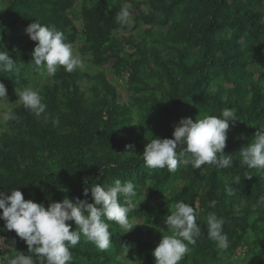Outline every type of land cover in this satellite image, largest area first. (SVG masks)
Returning a JSON list of instances; mask_svg holds the SVG:
<instances>
[{"label": "trees", "instance_id": "16d2710c", "mask_svg": "<svg viewBox=\"0 0 264 264\" xmlns=\"http://www.w3.org/2000/svg\"><path fill=\"white\" fill-rule=\"evenodd\" d=\"M78 1L0 0V50L20 67L18 74L0 72L13 99L16 87L30 85V68L40 75L31 63L37 42L25 33L37 20L62 31L73 48L80 43L82 55L101 68L94 73L59 68L40 93L47 108L39 117L22 105L12 108L19 120L6 122L0 135V191L18 188L25 199L47 207L65 197L84 199L83 189L94 184L132 181L138 207L128 216L137 225L124 233L108 222L107 251L81 236L70 248L73 264H154L152 250L170 234L164 220L178 201L198 210L201 228L180 264H264V171L239 164V151L264 125V0H80L76 14ZM122 7L130 9L134 26L116 22ZM106 65L116 76L127 75L129 103L120 102ZM84 82L91 85L90 95ZM224 108L240 119L234 126L229 122L224 149L233 167L188 165L175 173L145 167L140 154L153 136L173 138L180 118L218 116ZM236 176L241 180L229 196L225 186ZM87 199L92 202L90 191ZM210 213L224 219L227 250L207 237ZM67 223L75 230L74 222ZM0 236L6 245L0 264L18 252L28 254L14 230Z\"/></svg>", "mask_w": 264, "mask_h": 264}, {"label": "clouds", "instance_id": "9594fccd", "mask_svg": "<svg viewBox=\"0 0 264 264\" xmlns=\"http://www.w3.org/2000/svg\"><path fill=\"white\" fill-rule=\"evenodd\" d=\"M115 20L122 26H130L132 16L130 9L122 7L116 13ZM25 33L37 42L32 52L31 63L42 76L53 77L59 68L71 73L85 67L84 58L74 53L73 47L66 42L64 33L53 27L41 24L38 20L25 28ZM2 40V36H0ZM20 67L7 51L0 50V72L19 73ZM18 102L23 108L39 117L45 113L47 105L43 97L31 87L15 88ZM8 102L7 88L0 82V106ZM5 122L18 121L16 112L7 108L0 115ZM238 119L234 110L224 108L220 115H205L193 120L182 117L174 126L173 138L155 137L145 144L142 154L145 167L149 169L167 168L175 173L179 167L191 165L200 169L204 165L217 170L233 167V156L225 154L227 133ZM54 124L57 120L52 121ZM134 152V145H125ZM241 167L264 171V125L257 127L254 138L239 151ZM103 173V170H101ZM251 178L249 175H245ZM241 177H234L232 183L225 186V193L235 194L234 184ZM89 191L92 202H88ZM137 187L132 181L121 182L116 179L113 184L103 186L94 184L83 189L84 199L65 197L59 202L53 201L47 207L33 199H25L24 194L14 188L8 192L0 191V220L4 226L0 231H13L27 245V253L18 252L7 264H73L70 248L75 247L83 236L98 250L107 251L111 247L109 223L115 222L124 233L132 230L134 224L128 213L138 206L135 203ZM123 198V203H121ZM142 202V201H141ZM264 202V197L261 198ZM209 207H215L216 201H209ZM171 214L164 220L170 234L162 235L158 245L152 250L154 264H180L185 255L191 251L188 245H194L200 237L198 210L189 204L178 201ZM74 222L75 230H70ZM207 237L218 249L227 250L230 246L228 235L223 230L224 219L215 213L206 217ZM0 239H5L0 236ZM14 241L12 247L15 249ZM3 245H0L2 247ZM136 264H142L137 260Z\"/></svg>", "mask_w": 264, "mask_h": 264}, {"label": "rangeland", "instance_id": "374dc122", "mask_svg": "<svg viewBox=\"0 0 264 264\" xmlns=\"http://www.w3.org/2000/svg\"><path fill=\"white\" fill-rule=\"evenodd\" d=\"M79 1L76 4L75 8L73 9V13H76V14L80 13V4H79L80 2ZM75 21L77 22L79 26H81V20L75 17ZM131 25L134 26L133 19H132ZM143 28H148V26H145ZM79 48H80V43H77V45L73 48V51L74 53L81 55L85 60V67L82 69V71L94 73L97 70H100L101 68L95 67L94 65L91 64V62L89 61L90 60L89 56L82 55ZM109 66L110 65H106L104 68H105L106 73L108 74L109 79L117 87L120 102L123 104L129 103L131 100V97L126 89L127 88V75L116 76L115 74L112 73ZM251 68L255 69L254 66H252ZM33 70H34L33 68H30L29 72L27 73V77L30 78V85L23 87V88L31 87L37 90L40 94L44 90L45 86L51 83L52 77L42 76L41 74L37 76L34 74ZM82 86L84 90L86 91V94L90 95L91 93L89 91V88L91 85L89 84V82L82 83ZM23 88H20V89H23ZM7 94H8V102L12 104L0 106V115H2L3 111L6 110L7 108L12 109L17 105H20L19 102L17 101L18 95L16 99H13L8 93V91H7ZM133 113L135 115L136 121H139V118H140L139 113L136 111H134ZM0 123L2 124V126H0V135H1V133L6 129V122L0 119ZM240 252H243V251H240ZM136 261L137 260L129 262L128 264H136ZM139 261H142V264H146L143 260H139Z\"/></svg>", "mask_w": 264, "mask_h": 264}, {"label": "built area", "instance_id": "2783aa9c", "mask_svg": "<svg viewBox=\"0 0 264 264\" xmlns=\"http://www.w3.org/2000/svg\"><path fill=\"white\" fill-rule=\"evenodd\" d=\"M0 245H3L2 247H5L6 245L4 244V242L0 239ZM0 247V249L2 248Z\"/></svg>", "mask_w": 264, "mask_h": 264}]
</instances>
